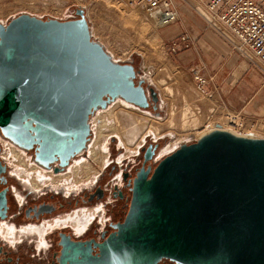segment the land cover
<instances>
[{
    "label": "water",
    "instance_id": "1",
    "mask_svg": "<svg viewBox=\"0 0 264 264\" xmlns=\"http://www.w3.org/2000/svg\"><path fill=\"white\" fill-rule=\"evenodd\" d=\"M73 13L0 23V136L32 149L44 168L84 151L96 110L117 98L140 109L158 100L138 70L91 38L83 8ZM129 191L123 220L97 253L78 246L70 257L62 248L57 264H264V138L213 129L152 169L142 165Z\"/></svg>",
    "mask_w": 264,
    "mask_h": 264
},
{
    "label": "rangeland",
    "instance_id": "2",
    "mask_svg": "<svg viewBox=\"0 0 264 264\" xmlns=\"http://www.w3.org/2000/svg\"><path fill=\"white\" fill-rule=\"evenodd\" d=\"M71 2V0H0V23L4 24L19 13L66 19L74 15ZM75 3L78 4L76 7L84 10L91 38L103 46L113 61L130 62L138 70L139 77L144 78L143 85L155 90L158 98L157 109L153 111L150 107L140 109L135 108L136 106L130 109L124 105L122 99L117 98L105 109L95 111L89 118L91 137L87 155L88 160L93 162L91 151L98 150V146H95L98 127L106 125L105 133L98 141L101 145V163L93 162L94 165H91L88 161L77 158L68 167L66 175L60 177L38 170L28 157L20 152L18 160L12 154V150L18 152L16 147L0 139L1 144L7 148L3 155H10L17 163H24L27 169H32L33 182H36V177L39 178L40 174L52 179L50 180L52 183L60 182L62 178H66V181L71 177L74 180L85 178L84 171L87 166L92 171L88 177L91 179L92 174L98 172L109 159L106 157L109 147H112V151L121 150L116 156L117 160L125 158L133 161L140 146L147 139L156 141L155 158L160 159L180 143H187L209 132L213 125L225 126L223 120L231 117L232 110L206 87L204 93L195 89L191 72L177 67L172 62L156 34L157 26L145 15L143 9L128 5L126 0H77ZM122 109L127 111L130 109L131 112H123ZM110 113L117 116L121 127L127 131V143H123L117 134L111 133L116 121L106 115ZM136 117L144 124L142 129L136 130ZM149 125L157 130L158 135L149 129ZM245 127L246 130L251 128ZM241 130L243 131V128ZM234 131L238 132L237 135L243 133L239 130ZM178 140L181 141L176 147H171Z\"/></svg>",
    "mask_w": 264,
    "mask_h": 264
},
{
    "label": "flooded vegetation",
    "instance_id": "3",
    "mask_svg": "<svg viewBox=\"0 0 264 264\" xmlns=\"http://www.w3.org/2000/svg\"><path fill=\"white\" fill-rule=\"evenodd\" d=\"M148 103L147 107L156 111L157 101L148 98ZM0 139L8 142L1 136ZM89 142L83 152L70 158L63 167L57 163L50 164L49 168L36 164L32 149L16 148L18 152L12 150V154L18 159L20 152L38 170L60 177L66 175L68 167L77 158L94 165L93 160H88ZM149 144L153 154L143 163V153ZM111 148L107 150L106 164L92 174L91 179L74 180L71 177L68 181L62 178L60 182L52 183V179L40 174L33 182L32 169L17 163L10 155H3L7 148L0 142V203L3 200L0 204V264H57L62 248L71 257L72 247L78 246L87 248L89 256L97 253L95 244L113 232L112 225L124 218L136 171L142 165L152 169L159 160L155 158V140L144 141L133 161L117 160L121 150L112 151ZM76 257L80 258V255ZM156 264L177 263L162 258Z\"/></svg>",
    "mask_w": 264,
    "mask_h": 264
},
{
    "label": "crops",
    "instance_id": "4",
    "mask_svg": "<svg viewBox=\"0 0 264 264\" xmlns=\"http://www.w3.org/2000/svg\"><path fill=\"white\" fill-rule=\"evenodd\" d=\"M71 1V7L78 5L77 0ZM170 1L177 19L157 27L156 34L172 62L189 72L198 69L206 79V88L226 107L239 111L249 122L264 125V65L231 47L223 27L208 21L203 7L205 0ZM182 34L187 46L170 53L169 43Z\"/></svg>",
    "mask_w": 264,
    "mask_h": 264
},
{
    "label": "built area",
    "instance_id": "5",
    "mask_svg": "<svg viewBox=\"0 0 264 264\" xmlns=\"http://www.w3.org/2000/svg\"><path fill=\"white\" fill-rule=\"evenodd\" d=\"M130 6L143 9L145 15L153 20L157 27L172 24L177 19V12L170 0H126ZM204 11L210 23L220 24L227 35L231 47L248 56L252 61L264 65V0H205ZM186 36L180 35L169 43L170 53L180 47H186ZM195 89L204 93L206 79L198 69L191 70ZM231 118L247 138H264V125L258 121L245 120L239 111H231ZM262 124V125H261ZM240 136V135H239ZM197 138H193L192 141ZM191 142V141H189ZM188 143V142H187Z\"/></svg>",
    "mask_w": 264,
    "mask_h": 264
},
{
    "label": "bare ground",
    "instance_id": "6",
    "mask_svg": "<svg viewBox=\"0 0 264 264\" xmlns=\"http://www.w3.org/2000/svg\"><path fill=\"white\" fill-rule=\"evenodd\" d=\"M133 20V19H132ZM135 22V21H134ZM124 102V105L127 107V106H129L128 108H133V107H135L134 105H132V104H130V103H127V102H125V101H123ZM135 108H137V107H135ZM130 109H128L129 111H127V109H122V111L123 112H131L130 111ZM99 110H103V109H98V111ZM97 111V110H96ZM133 111V110H132ZM138 112V111H137ZM140 113V112H139ZM108 117H111L114 121H116V124H115V126H112V127H114V129H113V131L111 132V133H115V134H117V136H119V138L121 139V141L123 142V143H127V131L123 128V127H121V125H120V123H119V121H118V119H117V116L115 115V114H112V113H110V114H106ZM139 115V114H138ZM231 116V115H230ZM185 117V116H184ZM227 121H229V123L227 122ZM223 122L225 123V126H222V125H220V124H216L215 126L213 125V127L212 128H210L209 129V131H211V130H213V129H221V130H226V131H229V132H231V133H233V134H236V133H238V132H235L234 130H239V128H237V125H235V123H237V121H233L232 120V118L231 117H229V119H226V120H223ZM229 124V125H228ZM135 128H136V130L137 129H142V127H143V123L141 122V120H139V118H135ZM105 126L106 125H99V127H98V132H97V142H96V144H95V146H98V150H92L91 151V158H92V160L95 162V163H101V156H100V150H101V145H99V140H100V138L104 135V133H105ZM246 128L247 127H243V132L244 131H247L246 130ZM149 129L150 130H153L154 131V133H156L157 135H158V133H157V130L156 129H154L151 125H149ZM208 129V128H207ZM195 134H196V132H195ZM240 134V136H243V135H245L244 133H239ZM237 135V134H236ZM181 140H178V141H176L175 143H173L172 144V146L171 147H176V145L180 142ZM8 143H10V142H8ZM13 145V144H12ZM15 146V145H14ZM16 147V146H15ZM170 147V148H171ZM16 148H18V147H16ZM18 149H21V148H18ZM96 149V148H95ZM76 170V169H75ZM87 170V171H86ZM85 178H88L90 175H91V173H92V171H91V169H89V166H87L86 168H85ZM76 174H77V172H75Z\"/></svg>",
    "mask_w": 264,
    "mask_h": 264
}]
</instances>
